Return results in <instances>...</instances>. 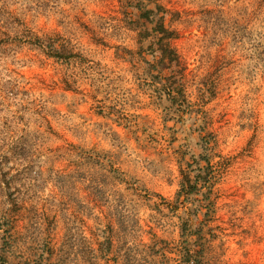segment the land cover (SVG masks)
I'll list each match as a JSON object with an SVG mask.
<instances>
[{"label": "rangeland", "instance_id": "obj_1", "mask_svg": "<svg viewBox=\"0 0 264 264\" xmlns=\"http://www.w3.org/2000/svg\"><path fill=\"white\" fill-rule=\"evenodd\" d=\"M158 1L179 66L160 59L136 0H0L42 40L0 44V128L35 137L45 152L35 158L42 181L16 171L20 160L0 146V236L13 199L20 233L4 264L19 250L30 264H264V0ZM204 141L224 166L213 235H199L207 244L181 234L176 203L181 169ZM67 142L119 171L104 202L48 176L69 171Z\"/></svg>", "mask_w": 264, "mask_h": 264}, {"label": "trees", "instance_id": "obj_2", "mask_svg": "<svg viewBox=\"0 0 264 264\" xmlns=\"http://www.w3.org/2000/svg\"><path fill=\"white\" fill-rule=\"evenodd\" d=\"M138 4V8L140 9L142 15V20H146L147 24L141 23L144 27H149L150 31L154 33L156 49L160 52V59L166 62L174 63L175 66H179L178 54L174 49L173 39L174 34L173 31L170 30L164 23V16L167 13V9L164 5L161 4L158 0H146L149 4L147 5L143 0H136ZM2 7V6H1ZM0 7V44L5 41L10 40H18V42H28L30 44L41 45L42 40L41 37L38 36L33 30L28 28L21 22V20L13 15L4 14ZM6 13V12H5ZM48 54L51 56H58L59 53L53 44H50ZM167 85L169 88L174 89L175 84V72L171 71L169 77L166 79ZM10 91V90H8ZM30 104V102H29ZM33 108V107H32ZM38 108H42L39 105ZM36 108V113L40 114ZM43 115V114H42ZM45 129L44 131L47 135L57 136V132L51 126H48V122L45 119ZM21 119V118H20ZM25 125H29L28 121L23 122ZM30 130H26V134ZM2 132L0 128V146L4 147V150H9L12 154L13 158L19 159V165L22 168H15L16 171L24 174L25 177L30 176L33 172L36 174L38 179L44 180L42 176L41 162L39 160H35V158H40L45 154L43 151V147L40 146L39 143L35 140V137L30 135H16L14 133H5ZM49 137V136H48ZM69 153L75 154L73 157L70 156L68 159L67 165L69 166V171L64 172L62 170L57 169L54 174L49 173L48 176L52 178V180L56 183L57 186H65L70 189H74L75 185H79L83 187L89 196V201L93 204H97L99 202H104L106 200L105 196L108 191L111 190L112 181L114 180L116 173L120 174L116 168H105L104 162L100 160L97 152H93L89 149H84L81 146H77L71 142H67ZM211 144L209 141H204L202 149L203 153L199 154L198 157H193L192 162L181 169V179L179 182V190L176 193V203L179 204L177 207H181L182 213L179 215L181 221L185 225L182 230V235L185 238H189V235L195 233L198 235L203 243L207 244V240L200 236H205L207 233L213 235V226H211V222H213L217 216V196L214 194L215 183L218 180V175L220 169L224 166L222 165L220 168L216 167L211 161V154L209 153V148ZM46 151L51 152L52 150H58L60 147H49L45 148ZM52 154H56L53 152ZM69 154V155H70ZM16 156V157H14ZM64 156V155H63ZM47 159H51V157L47 156ZM220 162V165L223 161ZM35 166L33 169L32 166ZM27 173L28 175H26ZM113 174V175H111ZM115 174V175H114ZM193 175V176H192ZM28 179L29 178H22ZM34 179V178H31ZM36 179V178H35ZM119 181V180H118ZM117 181V182H118ZM29 183H32L29 181ZM120 183V182H118ZM35 185V184H33ZM76 189V188H75ZM77 192V189H76ZM193 195H197L198 198L192 199ZM121 196V195H120ZM119 201L126 202V199L121 197L118 199ZM16 200H12L13 210H11V214L7 216L9 221L6 222L9 225L10 232L5 233V236H0L2 239V245L0 250L4 253L0 256V264H4L10 259L7 254L13 250H16L19 246V236L20 234L16 229V216L15 212L19 207L15 202ZM183 205V206H182ZM4 218V216H3ZM199 220L196 228L192 229L193 222ZM188 229V230H186ZM7 230V229H5ZM44 232V231H42ZM45 233V232H44ZM52 232H48L47 236L49 240L51 239ZM200 235V236H199ZM188 236V237H187ZM204 247V244H202ZM202 247V248H203ZM54 248V244L50 243L48 245L49 253L52 252ZM19 256L16 257L15 264H30L31 259L30 255L24 254L21 250H19ZM187 253H196L195 248L186 247ZM202 261L206 262L203 257ZM33 264H40L35 262ZM198 264V263H197Z\"/></svg>", "mask_w": 264, "mask_h": 264}]
</instances>
